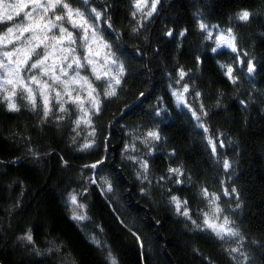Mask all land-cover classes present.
I'll use <instances>...</instances> for the list:
<instances>
[{"label":"trees","instance_id":"16d2710c","mask_svg":"<svg viewBox=\"0 0 264 264\" xmlns=\"http://www.w3.org/2000/svg\"><path fill=\"white\" fill-rule=\"evenodd\" d=\"M65 2L97 25L123 73L114 96L97 82L91 126H77L75 104L51 102L45 119L39 97L32 111L19 93L14 112L0 92V264H264V0H159L150 17L137 0ZM200 23L231 28L237 51L217 49ZM185 85L188 107L173 95ZM213 194L239 236L202 225Z\"/></svg>","mask_w":264,"mask_h":264},{"label":"snow or ice","instance_id":"6c2138e0","mask_svg":"<svg viewBox=\"0 0 264 264\" xmlns=\"http://www.w3.org/2000/svg\"><path fill=\"white\" fill-rule=\"evenodd\" d=\"M157 3H159V0H153L151 10L145 14L146 16L150 17L152 15ZM142 4L147 6V0H137L135 4L137 10L142 11ZM57 9H59V14L57 13ZM92 11L95 13V18L99 19L101 13L96 12L95 9H92ZM50 12L52 13L51 16H49ZM135 14L133 13L134 16ZM252 15L253 13L248 10H241L236 14V19L247 22ZM21 16L22 19L17 20ZM63 21H66L72 29H80L78 35L79 39L83 42L81 47L85 48V55L82 59L79 55L75 54L76 48L72 47L77 43L76 36H74L73 31H70L69 28L64 26ZM0 25H10L6 26V29H0V91L8 93L4 96V99L8 101V110L14 112L20 111V108L14 100V97L17 96V90H19L22 94V99L28 102L32 111L37 110V97L39 96L43 117L47 119L52 112L50 97L54 93L55 101L59 105V112L63 113L67 111L64 106L66 103L75 104L82 113L81 118L76 121L77 126L81 122L91 126L90 119L84 118L89 113L84 108L85 98L79 95V92L85 90V88L87 89V99L91 104V108L97 113L99 112V101L94 95L96 88L93 87L92 81L88 76H82L80 70L90 66L91 75L96 80L107 78L110 81H114L115 85L120 84V79L115 76H110L111 69L101 72L104 65H100L99 60L94 59L95 57H101V52L99 50L93 51L92 44L99 43L103 49H109L111 46L103 40V37L98 36L96 27L88 23L84 13L79 8L74 9L71 7L65 0H18L17 3H6L5 0H0ZM199 27L202 31L208 30V25L204 23H200ZM213 27L218 26L214 25ZM89 32H91V41L89 40ZM26 33L28 34L27 36H25ZM168 35H171V33L169 32ZM208 38H212L211 32H208ZM235 41L236 36L233 34L232 29L229 28L218 35L216 48L228 47L233 52H236L237 47ZM17 42L20 43L18 44ZM9 45L13 47L9 48ZM216 48L213 51H216ZM70 56L71 60L69 62ZM102 58L106 63L109 60L112 64L117 63L115 59H111L110 52H105ZM50 59L52 60L51 63H49ZM240 63H243V61H240ZM118 67L122 73L123 64H119ZM221 67L226 68L225 75L229 80L232 83H236V78L233 77V68L227 65H221ZM35 70L39 71L37 72ZM70 71L73 75H69ZM247 71L249 73L254 71V65L251 61L247 64ZM185 75L186 73L180 70V78L183 79ZM44 77H47V79H44ZM64 77H67V79H64ZM56 85L62 87L63 95L56 88ZM72 85H78V87L73 89ZM8 86H11V91H9ZM109 89L104 92L105 96L111 97L116 95L112 83H109ZM73 91H76L77 95L73 96ZM186 92H188L187 85L184 86L183 92L173 93L176 96L178 104H186L183 95ZM196 95H199V93H196ZM64 96H67L68 99L64 100ZM201 108H203V105H201ZM202 114L207 115L206 112ZM192 115L197 121L201 120V116L197 115L195 110H192ZM201 127H203L202 124ZM94 134L93 131L91 135ZM148 136L153 139H159V134L156 132H149ZM209 143L212 146V151L215 152L216 142L209 139ZM220 146H224L223 142H221ZM88 147H91V145H84V148ZM98 163H103V161H99ZM90 167L96 168L97 165L92 164ZM141 167L146 170L147 163H143ZM229 167V162L225 160L224 168L227 169ZM169 171L174 173L180 172L179 169H169ZM105 183L107 184V190L111 191V184L107 181ZM232 192H235L234 188ZM203 194L207 198V189L203 190ZM228 194V190L226 189L225 195ZM171 199L175 204L177 212H180L182 206L181 200L175 196ZM218 199L219 197L213 194L211 203L214 205L212 212L214 219L209 217V213L205 212L203 214L204 227L211 230L220 240H224L226 237L239 236V231L231 226L232 221L227 216L223 217L222 223L216 222L220 219L219 214L222 212V209L215 203ZM71 202L77 205V197L75 195L71 197ZM183 204L186 205L187 201H183ZM77 206L79 208L84 207V205ZM181 214L191 218L186 208ZM72 218L83 220L85 216L82 214H74ZM193 223L196 222L193 221ZM197 227H200V225H197ZM25 238L28 241L32 240L31 234H28ZM230 251L236 252L239 249L234 248ZM112 264H116L114 258Z\"/></svg>","mask_w":264,"mask_h":264},{"label":"rangeland","instance_id":"374dc122","mask_svg":"<svg viewBox=\"0 0 264 264\" xmlns=\"http://www.w3.org/2000/svg\"><path fill=\"white\" fill-rule=\"evenodd\" d=\"M5 2L6 3H17L18 2V0H5ZM153 3V1H148L147 0V6H145V5H143L142 4V10H147V11H150L151 10V4ZM82 12V11H81ZM57 13L59 14V9H57ZM52 15V13L50 12L49 13V16H51ZM84 16H85V18L87 19V21H88V23L89 24H92L94 27H96V31H97V34H98V36H101V34H100V32H99V30H98V27H97V25L95 24V23H93L92 21H90L89 20V18L88 17H86V15L84 14ZM19 19H22V16L21 17H18L17 18V20H19ZM78 19V18H77ZM62 23H64V26L65 27H67V28H69V30L70 31H73V33H74V36H76V39H77V43L75 44V45H73L72 47H75L76 48V55H79L80 57H81V59L83 58V56L85 55V48H83V47H81V44L83 43L80 39H79V35H78V33L80 32V29H72L71 28V26L66 22V21H63ZM214 25H216V26H218V27H213ZM6 26H10V25H0V28L1 27H3V28H1V29H6ZM227 29H229V28H223V27H221L220 25H218V24H212V25H208V30H207V33L208 32H211V34H212V38L214 39V41H215V43H216V45H217V37H218V35L221 33V32H225ZM55 31V30H54ZM232 32H233V30H232ZM234 34V33H233ZM28 34L26 33L25 34V36H27ZM51 35V34H50ZM102 37V36H101ZM89 40L91 41V32H89ZM104 40V39H103ZM105 41V40H104ZM18 44L20 43V42H17ZM11 47H13L12 45H9V48H11ZM220 48H227V49H230V48H228V47H220ZM92 49H93V51H97V50H99L100 52H101V57H95L94 59H98L99 60V64L100 65H104V67L101 69V72H103V71H107L108 69H111V72H110V76H115V77H118L119 79H120V76H121V74L123 73H121L120 72V70H119V67H118V65H119V63L117 62L116 64H112L111 62H110V60H109V62H105L104 60H103V54L105 53V52H110V50L109 49H103L100 45H99V43H93L92 44ZM217 49H219V48H217ZM231 50V49H230ZM39 51V50H38ZM35 58V57H34ZM111 59H114V57L112 56V54H111ZM70 60H71V56L69 57V62H70ZM52 62V60L50 59L49 60V63H51ZM75 67V66H74ZM35 71H39V70H35ZM80 72H81V75L82 76H88L89 77V79L92 81V84H93V87H95L96 88V93H94V95L96 96V98H97V100L99 101V95H97L98 94V86H97V82L98 83H103V84H105V86H107L108 88H109V83H112L114 86H115V84H114V81H110L109 79H107V78H102L101 80H96L95 78H94V76H92L91 75V67L89 66V67H85V68H82L81 70H80ZM69 75H73V73L70 71L69 72ZM44 79H47V77H44ZM64 79H67V77H64ZM9 87V91H11V86H8ZM33 87H35V86H33ZM78 87V85H72V88L73 89H76ZM56 88L58 89V90H60L61 91V93H62V95H63V89H62V87L60 86V85H56ZM2 94H3V96H5V95H7L8 93L7 92H4V91H0ZM174 92H183V89H181V90H178V89H174L173 90V93ZM20 92H19V90H17V95L19 94ZM75 95H77V92L76 91H73V96H75ZM79 95H81L82 97H84L85 98V104H84V108H85V110H87L88 111V113H89V115L88 116H86V117H84L85 119H87L89 116H90V113L92 112V108H91V104H90V102L88 101V99H87V89L85 88V90H83V91H80L79 92ZM183 95H184V99H185V101H186V104H184V103H180V104H178L179 106H184V107H188V103H187V97H186V93H183ZM175 96V95H174ZM17 97V96H16ZM16 97H14V100L16 99ZM39 97V96H38ZM175 98H176V96H175ZM68 99V97L67 96H64V100H67ZM50 100H51V102H55L56 103V101H55V94L53 93L52 94V97H50ZM176 101H177V99H176ZM68 103H66L64 106H66ZM78 108V107H77ZM200 126H201V124H200ZM185 208H186V205H184L183 204V202H182V206H181V210L180 211H184L185 210ZM187 209V208H186ZM188 210V209H187ZM209 217L210 218H213L214 219V217L212 216V213H209ZM203 221H204V218H203ZM222 221H223V219H219V220H217L216 222L217 223H222ZM202 225H203V222H202ZM204 226V225H203Z\"/></svg>","mask_w":264,"mask_h":264}]
</instances>
